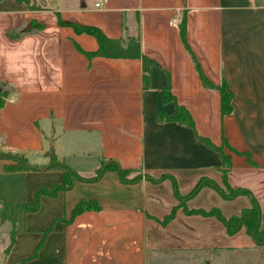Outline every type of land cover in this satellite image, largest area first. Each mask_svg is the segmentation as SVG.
Wrapping results in <instances>:
<instances>
[{
    "label": "crops",
    "instance_id": "0c3cea01",
    "mask_svg": "<svg viewBox=\"0 0 264 264\" xmlns=\"http://www.w3.org/2000/svg\"><path fill=\"white\" fill-rule=\"evenodd\" d=\"M43 9L0 0V87L12 89L0 110V152L22 156L37 166L53 152L83 176L102 159L141 173L125 184L115 171L94 182L74 180L70 190L42 196L37 211L25 216V230L10 244L11 223L0 221V264H264V255L241 228L226 233L214 216L188 214L180 206L161 220L200 178L224 189L220 146L224 138L230 168L227 183L251 192L264 210V0H35ZM186 13V40L204 74L224 80L233 92L232 111L221 116L217 90L203 86L179 33ZM64 20L99 27L112 38L139 41L142 54L156 64L143 88L139 58L88 59L75 48L93 51L92 35L57 24ZM30 26V28H27ZM17 35L7 36L8 32ZM169 83L178 104L190 112L195 129L159 122ZM0 158V200L31 203L37 187L62 182L60 170L7 171ZM81 200H96L100 210L71 211ZM188 210L219 208L230 217L250 206L240 194L227 199L203 186L185 201ZM51 227L47 233L44 231ZM42 240L35 257L27 259ZM23 259H27L24 263Z\"/></svg>",
    "mask_w": 264,
    "mask_h": 264
},
{
    "label": "trees",
    "instance_id": "16d2710c",
    "mask_svg": "<svg viewBox=\"0 0 264 264\" xmlns=\"http://www.w3.org/2000/svg\"><path fill=\"white\" fill-rule=\"evenodd\" d=\"M16 3H24L28 6L29 9H37V6L34 3V0H14ZM57 24L59 26H66L73 29L76 34H89L95 37L97 41V48L93 51L84 50L79 44L75 43V48L85 55L88 59L93 57H106V58H139L143 62V88L148 87V69L151 65L156 64L155 61L146 55L142 54L140 50L139 41L133 37L127 39L126 42L120 38H112L103 33V31L93 25L81 24L75 21L64 20L59 13H56ZM179 33L181 39L184 43L186 50L190 53L191 58L195 63V67L199 74L200 80L204 87L209 89H215L218 91L220 96V113L221 116H225L231 113L232 111V98L233 92L228 89L227 84L224 80L220 83L215 84L211 81L201 69L199 63L197 62L193 52L191 51L187 40H186V13L183 12L179 22ZM7 36L10 38H16L17 35H14L11 32L7 33ZM12 89L6 83H1L0 87V110L5 104V100L8 95L11 93ZM162 100L163 103L173 102L175 108L172 113L167 114L164 109L159 110L158 121L159 122H175L178 124H184L192 129H195L194 120L188 111V109L178 104L175 96L171 92L169 83L162 89ZM199 140L208 145L209 147L217 150L220 153L222 162H223V176L222 180L225 188L221 189L219 185L211 180L206 178H200L199 181L193 186V188L186 193L181 195L178 191L177 183L175 178L168 174L162 173L157 177H153L149 174L144 175V178L151 181L152 183L161 182L164 179H170L173 186V193L175 198L178 201L177 205H174L171 211L164 216L161 220L163 224L167 223L174 218L175 212L178 207L182 206L184 211L188 214H200L203 216H214L219 221H221L225 227L226 233L228 235H233L241 228L245 229V233L250 236L257 246H264V210L261 209L257 199L251 194L247 189L243 188H232L226 180V173L230 168V155L224 151V148L228 150L243 153L245 154L251 163H254L250 160V155L248 152H238L230 147L226 140L223 138L220 146L215 145L208 137L197 135ZM0 158L2 159H11L14 163L6 164L5 170L7 171H26V170H40V169H54L60 170L63 174V179L61 183L53 184L49 188L37 187L34 194V200L31 203L21 202L19 204H13L8 201L0 200V221L4 222L8 220L11 223L10 231V244L6 249V252L9 251L11 246L14 243L15 235L18 232L24 231V222L25 216L27 213L35 212L38 210L40 205V199L42 196L55 197L60 192H65L70 190L73 186L74 180L94 182L103 176L107 171H115L118 173L121 182L125 184L134 183L137 180L142 178L141 173H135L132 176H129V170L121 167L116 161L102 159L99 167L95 170L94 174L91 176H83L78 173L73 168L69 167L63 161H60L57 156L51 152L49 153V162L42 166H37L28 161L27 158L13 155L11 153L0 152ZM203 186H210L216 189L225 199H232L240 194L247 195L250 198V206L243 208L238 215H232L226 217L223 215L219 208H211L208 210L204 209H191L188 210L185 206V201L192 198L197 194V192ZM100 205L96 200H81L79 201L71 211V218L74 216L88 210L99 211ZM51 230L49 226L44 233H47ZM42 245V240L33 249L32 254L27 258H33L36 256L38 250ZM23 259V263L27 260Z\"/></svg>",
    "mask_w": 264,
    "mask_h": 264
},
{
    "label": "rangeland",
    "instance_id": "374dc122",
    "mask_svg": "<svg viewBox=\"0 0 264 264\" xmlns=\"http://www.w3.org/2000/svg\"><path fill=\"white\" fill-rule=\"evenodd\" d=\"M34 3H35V5L37 6V9H31V10H42L43 9V7L38 3V2H36L35 0H34ZM3 9V7L2 6H0V10H2ZM11 33H13L12 31H11ZM126 169H128V168H126ZM129 170V176H132V175H134L133 174V172L135 171V170H132V169H128ZM95 172V171H94ZM94 174V173H93ZM225 200H227V199H225ZM260 247V251H261V253L264 255V246H259Z\"/></svg>",
    "mask_w": 264,
    "mask_h": 264
},
{
    "label": "built area",
    "instance_id": "2783aa9c",
    "mask_svg": "<svg viewBox=\"0 0 264 264\" xmlns=\"http://www.w3.org/2000/svg\"><path fill=\"white\" fill-rule=\"evenodd\" d=\"M106 2H107V0H96L95 3H94V5H95L96 7H101V6H103Z\"/></svg>",
    "mask_w": 264,
    "mask_h": 264
},
{
    "label": "water",
    "instance_id": "95a60500",
    "mask_svg": "<svg viewBox=\"0 0 264 264\" xmlns=\"http://www.w3.org/2000/svg\"><path fill=\"white\" fill-rule=\"evenodd\" d=\"M27 28H30V26H28Z\"/></svg>",
    "mask_w": 264,
    "mask_h": 264
}]
</instances>
